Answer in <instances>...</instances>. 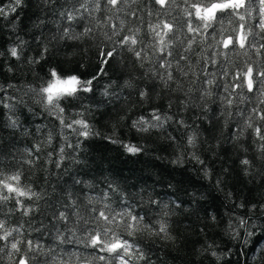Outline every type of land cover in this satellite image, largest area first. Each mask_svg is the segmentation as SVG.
Here are the masks:
<instances>
[{"label":"snow or ice","instance_id":"6c2138e0","mask_svg":"<svg viewBox=\"0 0 264 264\" xmlns=\"http://www.w3.org/2000/svg\"><path fill=\"white\" fill-rule=\"evenodd\" d=\"M93 2L95 9L91 8ZM170 2L154 0L161 8L167 7ZM182 2L188 9L186 32L183 19L179 22L175 18L172 22L165 20L152 27L154 36L151 39L155 43L145 45L139 30L123 34L114 28L113 35L118 42L110 49H100L101 64H110L127 50L134 55L139 67L145 69L142 79L146 82V92L139 94L138 102L135 98L129 99L136 91V84L128 79L119 93L113 91L116 81L104 84L101 95L107 96L109 102L120 98L132 104L133 109L138 106L142 115L137 127L154 130L152 125H155L162 132L171 128L174 139L166 148H171L173 144L179 147L184 143L181 136L174 135V132L178 133L181 128L187 130L190 124L192 133L187 143L192 145L193 155L199 145L200 131L205 130V121L210 128H215L221 118L225 128L235 124L229 138L233 146L240 145V151L248 157L240 166L247 169L249 175L260 176L264 180V168L254 170L253 163H250L253 162L251 153L246 146L250 139L255 153L264 163V0ZM121 3L123 0H35V7L40 12L49 13L51 9L50 14L55 17L49 21L46 16H38L31 25V29L40 30V34L34 37L39 50L37 55L28 56L26 53L32 41L19 34L29 27L19 17L18 23L9 21L12 23L11 32L16 34L15 39L7 43L0 36V76L15 74L18 69L24 68L33 74L32 85L0 80V217H3L0 218V264H158L151 257L152 244L159 241L178 247V237L174 233L176 211L183 209L191 212L195 206L197 210L204 209L207 216L210 214L208 209L212 200L203 195L184 200L177 193L168 191L165 201L155 186L151 190L141 187L137 192H129L128 186L121 185L117 179L106 178L98 186L95 178L88 181L78 178L81 177L78 166L83 163L80 156L85 153V145L94 135L89 123L92 109L70 112L67 101L69 98L80 101L89 98V94L94 97L98 76L107 75V68L98 65L99 73L87 80L78 75H65L64 71L58 72L55 68L50 74L44 72L43 75L35 69L47 60L50 53L55 54L54 45L92 34V28L88 26L83 32L73 28L74 23L79 24L86 19L85 13L90 16L93 10L101 11L105 6L119 8ZM24 5L25 0H9L7 5L0 3V17L7 18ZM226 19L231 27L225 26ZM49 23H55L56 29L47 36L43 28ZM178 33L183 35V39ZM217 36L220 39H216ZM185 44L184 50L179 51ZM199 45L206 47L197 53ZM248 48H254L262 59L239 62L241 50ZM243 54L247 55L246 52ZM146 64L150 66L146 67ZM36 80L43 85L42 90L34 86ZM124 89L131 90L128 96L123 95ZM163 100L168 101L166 107L158 103ZM61 103L65 107L58 108ZM40 105L44 107L37 113L34 107ZM147 106L150 110H146ZM103 107V102L97 104L98 109ZM216 107H219V113ZM25 110L33 117H47L43 124H36L34 132L31 127L25 126L33 123L25 117ZM190 111L200 112L201 115L189 117ZM6 130H10L7 137L4 136ZM17 133L21 138L31 139V144L23 149L16 148L14 141ZM5 140L6 144L3 143ZM57 140L60 142L58 147ZM105 140L117 143L111 137ZM221 142L217 140V148ZM121 147L126 148L128 153L137 151L135 145ZM184 155L185 150H182L178 163H182ZM215 155L217 153L213 152ZM68 163L77 166L75 175L65 167ZM41 164H53L57 169L64 170L62 174L67 176L66 186L60 187L58 198L55 189L49 194L46 187L37 189L30 179V173L38 170ZM200 168L211 182L214 173L208 170V165L201 162ZM44 170L48 171V168ZM228 172V168L223 169L224 174ZM87 175V172L83 173V176ZM223 183L224 175L217 176L215 184L220 192L224 191L221 187ZM78 185L83 187L76 191ZM84 187L89 189L86 196L83 195ZM226 196L237 210L231 213L227 233L240 243L241 248L251 246L254 249L251 264H264V203H254L247 196H241L237 203L232 191H228ZM6 204L10 205L7 213L3 211ZM244 208H247L245 215L237 214L239 209ZM213 210L218 217V212ZM17 216L19 219H16ZM36 216L40 217L38 221ZM200 232H205V228H201ZM45 236L50 238L51 243L43 240ZM65 245H76L78 251L69 252ZM196 253L210 257L209 264H229L226 257L231 255V249L220 250L213 242L201 245Z\"/></svg>","mask_w":264,"mask_h":264},{"label":"trees","instance_id":"16d2710c","mask_svg":"<svg viewBox=\"0 0 264 264\" xmlns=\"http://www.w3.org/2000/svg\"><path fill=\"white\" fill-rule=\"evenodd\" d=\"M8 2L9 0H0V3L4 5H7ZM191 2L192 0H189V3ZM91 8H96L94 2L91 4ZM187 10V6L182 0H171L165 8H161L160 5L155 4L154 0H123L119 8L105 6L101 11L93 10L90 16L85 13L86 19L79 24L74 23L73 28L77 32H83L85 26H88L92 28V34L80 40L61 41L58 45H54L55 54L53 55L50 53L47 60L43 61L41 65L36 66L35 70L42 75L47 66L55 64L59 65V68L64 72L79 71L83 74L82 77L87 79L93 75H97L100 71V67H106L107 75L98 76L97 90L94 96L98 99H104L99 96V90L104 84L110 83L111 81L117 82V86L113 87V91L117 93L121 91V86L126 79H132L136 85L145 88L146 82L142 79L145 75V69L139 67L138 63L135 61L134 55L124 50L119 56L113 59L110 64L103 65L101 64L100 49L103 47H108L110 49L113 44L118 42L117 37L113 35L114 28L123 32V34H132L136 32V30H139L138 34L143 39L145 45L155 43V41L151 39V37L154 36L152 27L161 24L165 20L172 22L175 18V20L179 22L183 19L185 22L184 32H186ZM50 13L51 9H49V13L40 12L35 7V0H31V3L29 0H25V5L19 8L17 12L10 14L7 18L0 17V36H2L7 43H11V40L15 39L16 36V34L11 32L12 23H18L17 17H19L24 21V24L29 26L24 29V32L19 34L22 35L25 40L32 41V45L30 48L26 49V53L28 56L37 55L39 50L34 37L40 34V30L31 29V25L37 20L38 16H46L49 21L54 20L55 17ZM249 22L252 23L254 21L249 20ZM225 26L231 27L228 25L227 19L225 20ZM55 29V23H49L43 28V32L47 36H50L55 32ZM156 31H160V29L156 28ZM177 35L183 39L181 33ZM145 36H147L148 39H144ZM109 38H111V41H109ZM216 39H220V37L217 36ZM257 40H259V37H257ZM7 43H5V47H7ZM184 47H186V44L180 47L179 51L182 52ZM203 47H206V45L197 46L196 52H200ZM137 50H140L139 47H137ZM212 50L214 49H209L208 51ZM245 52L247 55L243 54ZM241 53L242 54L238 57L241 63L246 60L257 62L262 59L260 55H257L254 48L241 50ZM221 59L223 58L221 57ZM193 63H195V56L193 57ZM98 65L100 67H98ZM148 66L150 65L146 64V67ZM0 80H4L6 83L12 82L17 85L22 83L28 84L33 82V74L27 68L18 69L15 74L5 73L3 76H0ZM156 87H159L158 83ZM129 91L131 90L124 89L123 95L128 96ZM132 98H135L138 102L139 97L137 91L132 93V97H129V99ZM122 103L123 101L120 100L115 104V107H113L109 104L108 100H105V104L109 105V111H115V108H119ZM158 103H160L161 107H166L168 101L163 100L158 101ZM34 110L37 113L40 112L38 106H35ZM146 110H150V106H147ZM173 111H175V108ZM219 111V107H216V112L219 113ZM139 112L142 114L141 109H139ZM96 115L99 116V113ZM193 115L199 116L201 113L196 111H190L188 113L189 117ZM25 117L33 122L25 125L26 127H31L33 132L36 124H43L47 118L46 116L40 115L33 117L29 115L26 110ZM25 117H22V119ZM191 122L190 119L189 123ZM199 123L200 121L197 120V124ZM235 127V124H230L225 128L223 118L220 119L219 124H217L215 128H210L208 122H204V131L209 136L211 145L209 151L204 153V158L213 169L214 173L211 181L212 206L208 211L215 209L218 212V217L222 218L220 227L227 226V215H225V213L237 211L234 205L227 199L226 193L228 191H232L235 194L234 198L237 203L241 196H247V198L254 203H264V180H262L260 176L249 175L245 177L242 175L239 166V158L243 155V152L240 151V145L234 147L229 138L232 129ZM169 130L172 131L171 128ZM8 131L10 130L4 132L5 137H7ZM174 135L179 136V133L174 132ZM218 139L222 141L219 148L216 147ZM31 142V139L21 138L18 133L14 141L15 147L20 149L30 145ZM3 143L6 144L7 140L3 141ZM59 143V140H57V147ZM246 146L251 153L254 170L264 168V163L260 161L259 156L255 153L250 139L247 140ZM85 148V153L80 156L83 163L78 166L81 172V177L78 178H83L85 181L95 178L94 182H96L98 186L99 182L108 178L117 179L121 185H127V190L129 192H137L141 187L151 190L149 186L153 183L155 170L158 169L165 178L172 175L169 168L164 167L156 160H145L143 157L140 159L126 158L118 148L106 140H90L86 143ZM213 152H216L217 155L213 156ZM159 154H168L166 145L160 146ZM45 167L48 168V171L44 170ZM65 167L68 169L69 173L75 175L77 166L68 163ZM224 168L229 169L227 174L223 173ZM63 171V169H57L53 164H41L38 170H33V172L30 173V179L34 182L37 189L46 187L49 194H52L55 189L56 197L58 198L60 187L66 186L64 182L67 176L62 174ZM84 172H87L88 175L83 176ZM222 174L224 175V183L221 187L224 191L220 192L217 191L215 179ZM46 180L49 181V183L46 184ZM68 183L70 184L71 181H68ZM178 183L183 186L184 184H196L198 181L194 176L186 172H181ZM132 185H135V187H131ZM81 187L83 186L78 185L75 190L79 191ZM203 187L204 186H201V190H203ZM155 188L161 196L168 190L166 182L164 184H156ZM88 194L89 189L84 187L83 195L86 196ZM185 206L187 207V205ZM8 207H10V205L6 204L3 209L5 213H7ZM246 213L247 208L239 209L237 212L239 215H245ZM16 219H19V217L17 216ZM39 219L40 217L36 216V220L38 221ZM206 220L207 215L205 210H197L195 206H193V211L184 214L181 218H174V233L178 237V247H174L170 244L166 245L157 241L151 245L152 259L157 261L158 264H209L210 257L199 256L196 253V249L203 244L204 240L209 239L214 241L219 246L220 250L231 249V255L226 257L229 264H251V258L254 252L251 246L241 248L239 242L225 239L220 230L217 229L213 231L209 227H205ZM36 226L39 227V224ZM201 228H205L204 234L200 233ZM43 240L51 243L50 238L47 236L43 237ZM181 241H183V243ZM64 248L69 252L78 251L76 245H65Z\"/></svg>","mask_w":264,"mask_h":264},{"label":"clouds","instance_id":"9594fccd","mask_svg":"<svg viewBox=\"0 0 264 264\" xmlns=\"http://www.w3.org/2000/svg\"><path fill=\"white\" fill-rule=\"evenodd\" d=\"M53 68H55L58 72L61 70L59 67H57V65L52 64L47 66L44 72L50 74ZM64 74L78 75L81 76V78L84 80L89 79V78L87 79L83 78L81 75L82 73H80L79 71L65 72ZM127 80L128 79L124 80L122 86L125 85V81ZM28 84L32 85L33 82ZM34 86L38 90H42L43 87V85H41L39 80L35 81ZM136 91L138 92V96H139L140 93L146 92V89L144 87H139L138 85H136ZM103 92H104V86L99 90V96L103 97L104 99L91 97L89 94V98H85L80 101H77L72 98H69V100L67 101L70 112L79 113L83 110H86L87 108L92 109L90 113L91 119L89 123L94 135L90 137V140H95V139L105 140L106 137H111L113 140L117 141V143L112 145L118 148L126 158L130 157L133 159H140L141 157H143L145 160H156L159 163H161L164 167L169 168V170L172 172V175L168 178H165L158 169L155 170L153 183L149 186L151 188L156 184H164L166 182L168 190L165 191L164 194L162 195L165 201L167 200L166 193L168 191L177 193L180 199H184V200L195 199L196 197H199L201 195H203L207 200H211V195H210L212 193L211 182L208 179H206L204 174H202L203 170L200 168V163L204 162L205 164L208 165V170L213 172V169L209 166L208 162L204 158V153L209 151V147L211 146L209 136L205 133V131L203 129H201L200 131V141H199V145L195 148V153H196L195 155H193L192 145H189L187 143V140L192 133V128L190 124L187 130L181 128L178 132L184 143L180 144L179 147H177L176 144H173L171 148H168L167 155L159 154L160 146L161 145L167 146L169 141L174 139V136L172 135V131H170L169 129H165L162 132L155 125H152V128L154 130H148V128L144 126L137 127V124L139 123L142 115L139 112L140 108L137 106L135 109H133L132 104L123 102L119 108H115V111H109V105L105 104V100L109 101V98L107 96L101 95V93ZM141 99H143V97H141ZM119 101L120 98H113V100L109 102V104L115 107V104L118 103ZM99 102H103L105 107H103L102 109H98L97 104ZM45 103L47 102L45 101ZM38 107L40 109H43L44 106L40 105ZM63 107H65V104L63 103L58 104V108H63ZM97 113H99V116L96 115ZM149 123L151 122L149 121ZM74 135H79V133H74ZM121 145H135L137 147V151L135 153H128L126 148L121 147ZM182 150H185V155L182 158V163H178L177 161L181 159L180 153ZM246 159H248V157H245L244 155L240 156L239 166ZM250 163L253 162L250 161ZM240 168L242 175H244L245 177L249 176L247 169H244L241 166ZM181 172H186L187 174L194 176L198 181V183L184 184L183 186H181L178 183ZM169 185L171 186L170 188ZM201 186H204L203 190H201ZM217 191L219 190L217 189ZM193 193H195V197L193 196ZM187 213L189 212H185L183 209H180L175 212L174 218H181L184 214ZM213 217H216L215 220H213ZM230 218H231V213H228L226 224H228ZM221 219L222 218L217 217L215 211L212 210L210 211V214L207 216L206 226L213 231L217 229L220 230L225 239L235 241L227 233L226 227H220ZM200 233L204 234V232H200ZM213 242L214 241L205 239L203 244L201 245L211 244ZM201 245L197 249H199Z\"/></svg>","mask_w":264,"mask_h":264}]
</instances>
